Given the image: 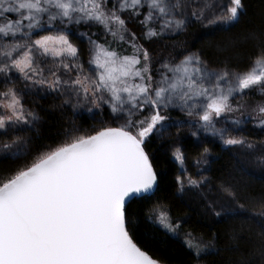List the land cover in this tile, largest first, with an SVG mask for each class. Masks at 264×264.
Returning a JSON list of instances; mask_svg holds the SVG:
<instances>
[{
  "label": "snow or ice",
  "instance_id": "1",
  "mask_svg": "<svg viewBox=\"0 0 264 264\" xmlns=\"http://www.w3.org/2000/svg\"><path fill=\"white\" fill-rule=\"evenodd\" d=\"M244 8V0H0V136L16 137L0 145V159L24 164L0 183V264H158L135 241L129 212L160 190L147 149L185 125L198 140L210 135L226 146L254 148L232 133L252 121L264 128V29L245 37L257 42L248 62L217 69L187 48L155 61L128 25L138 22L143 39L155 43L184 35L195 23L232 26ZM74 39L86 41L87 61ZM41 92L62 98L61 106L74 112H107L115 126L102 119L90 134L71 126L58 146L33 151L20 134L39 119L26 97ZM248 96L261 99L254 107L239 103ZM174 112L184 118L174 119ZM209 154L205 148L195 165L208 164ZM173 158L181 166V192L211 184L207 168L185 183L182 146ZM256 159L264 164V156ZM218 191L205 202L215 218L246 215L233 204L232 185ZM253 199L264 205V194ZM149 213L177 233L162 206ZM249 219L264 229V211ZM213 247L197 245L193 255L202 259Z\"/></svg>",
  "mask_w": 264,
  "mask_h": 264
},
{
  "label": "trees",
  "instance_id": "2",
  "mask_svg": "<svg viewBox=\"0 0 264 264\" xmlns=\"http://www.w3.org/2000/svg\"><path fill=\"white\" fill-rule=\"evenodd\" d=\"M244 5L239 23L232 26L213 29L195 23L184 35L155 43L143 39L138 22H130L128 26L140 37L138 42L150 49L155 61L187 48L201 53L214 68L222 67L225 62L244 64L255 52L257 43L251 39L246 40L245 37L251 32L264 29V0H244ZM260 99L259 96H252L247 105L258 103ZM27 101L26 106L31 108L39 119L34 128L20 135L30 140L28 147L33 151H47L48 146H58L71 126L82 128L87 134H90L93 128H99V121L102 119L109 121L108 126H115L111 125L107 112L103 116L95 117L86 112L74 113L69 107H62L61 98L55 94H29ZM172 116L174 119L184 118L182 114L175 112ZM185 128L186 125L179 130V135L178 130L173 128L167 136L183 142L185 162L191 164L203 155L205 148L195 144L196 138L191 136L189 129L182 132ZM14 138L16 137L0 136V141ZM245 140L253 144L254 148L249 149L247 145L208 148V164H204L208 171L203 174L211 181L209 186L219 189L222 184L232 185L238 197V201L234 202L238 203V206H244L246 215L227 220L215 218L206 209L204 198L198 196L194 190L178 192L176 177L181 172L169 152L168 141L160 138L151 142L147 151L158 174L160 190L148 203L133 204L129 208V212L134 213V238L143 251L165 264H241L242 261L264 264L259 248L262 240L260 233L264 232V229L249 219L250 216L264 211V205H261L258 199H253L264 194V164L256 159L264 156V149L256 146L253 141ZM253 161L260 164H253ZM30 162L31 160L28 161ZM23 166L22 162L7 157L0 159V183L6 182ZM260 167L261 169H258ZM153 206H162L166 210L171 221L178 226L177 233L166 231L148 218L149 209ZM209 243L214 247L209 254L197 260L193 255L196 246L203 248ZM189 244L193 246L192 249H189Z\"/></svg>",
  "mask_w": 264,
  "mask_h": 264
},
{
  "label": "rangeland",
  "instance_id": "3",
  "mask_svg": "<svg viewBox=\"0 0 264 264\" xmlns=\"http://www.w3.org/2000/svg\"><path fill=\"white\" fill-rule=\"evenodd\" d=\"M74 36H75V34H74ZM73 42L76 43L81 48L82 57H83V59L85 61H87V59H88V55H87L88 45H87L86 41L83 40V39H80V40L74 39ZM209 66L212 67L211 65H209ZM212 68H214V67H212ZM16 87H22V84L18 82L17 85H16ZM0 90H2V88H0ZM41 94H44V93L41 92ZM251 97L252 96L244 97V99L243 100H240L239 103L246 104L247 105L248 99H250ZM61 101H62V98H61ZM256 103L255 102L252 103L251 106L254 107L256 105ZM26 105H28L27 97H26ZM249 111H251V107L249 108ZM82 112H86V111H84L83 109H81V110L76 111L74 113H82ZM253 115H255V113H253ZM237 127H238V131L232 133L234 136H237L238 138H245V139H248L250 141H253L256 146H259L260 148L264 149V128H262L258 123H256L255 121H252V122H249V123H242L241 125H239ZM188 129L189 128L186 125V128L184 130H182V132L183 131H186ZM14 139H11V140H4L3 139V140L5 142H9L10 143ZM162 139H166L168 141V149H169V152H171L172 157H173V151H174V149H175L176 146H182L183 151H184V144H183V142L180 139H177V138H174V137L172 139V136H167V134H165V136L163 138H161V140ZM3 140L0 141V145L3 144V142H4ZM195 144L198 145V146H201L203 148H209V149L212 148V147L213 148H218L220 146H223V144L218 139H215V138L211 137L210 135L209 136H206V137H203L202 140H198L196 138L195 139ZM224 146H226V145H224ZM194 161H192L191 164L185 162V167L187 168V171L183 173V175L185 177V183H187L186 177L188 175H192L193 178L199 179L200 177H197L196 176L197 171L199 169L205 168L204 163H201L199 165V167H198L197 165H195ZM176 163L178 165L179 171L181 172L180 163L178 161H176ZM253 164H256L257 165V164H260V163L258 161H256V163H255V161H253ZM258 169H261V167L258 168ZM181 174L182 173H180L179 175H181ZM203 175H204V177H206L205 174H203ZM178 192L179 193H182L179 190V186H178ZM194 192L198 196L204 198L205 201H206V197H209V196L216 197L218 195H221V193H219L218 189H216L214 187H210V186H208L207 188H205L203 190H194ZM233 204H234V206H238V203H236V202H233ZM172 234H174V233H172Z\"/></svg>",
  "mask_w": 264,
  "mask_h": 264
},
{
  "label": "water",
  "instance_id": "4",
  "mask_svg": "<svg viewBox=\"0 0 264 264\" xmlns=\"http://www.w3.org/2000/svg\"><path fill=\"white\" fill-rule=\"evenodd\" d=\"M149 254V253H148ZM150 255V254H149ZM151 256V255H150ZM152 257V256H151ZM153 258V257H152ZM155 259V258H153ZM157 260V259H156ZM158 261V264H165V263H162L161 261L157 260Z\"/></svg>",
  "mask_w": 264,
  "mask_h": 264
}]
</instances>
